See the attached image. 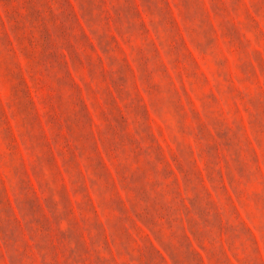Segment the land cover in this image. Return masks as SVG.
Returning <instances> with one entry per match:
<instances>
[{"label": "rangeland", "instance_id": "374dc122", "mask_svg": "<svg viewBox=\"0 0 264 264\" xmlns=\"http://www.w3.org/2000/svg\"><path fill=\"white\" fill-rule=\"evenodd\" d=\"M0 264H264V0H0Z\"/></svg>", "mask_w": 264, "mask_h": 264}]
</instances>
